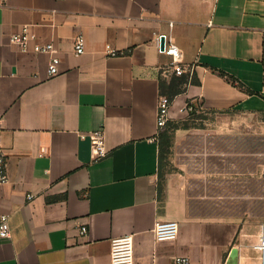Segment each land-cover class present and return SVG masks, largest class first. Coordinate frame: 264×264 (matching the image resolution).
<instances>
[{
    "label": "crops",
    "instance_id": "0c3cea01",
    "mask_svg": "<svg viewBox=\"0 0 264 264\" xmlns=\"http://www.w3.org/2000/svg\"><path fill=\"white\" fill-rule=\"evenodd\" d=\"M24 27L34 37L26 50L13 44ZM80 35L85 53L77 57ZM162 36L193 69L170 121H185L180 109L190 101L229 119L264 115V0H0L1 142L10 179L0 187V215L11 229L0 239V264H110L111 242L126 236L135 264H173L178 256L264 264V212L234 214L205 194L202 175L172 170V153L161 158L158 104L161 84L173 77ZM48 43L61 60L55 77L51 55L34 51ZM97 130L108 155L94 161L89 134ZM190 130H175L172 145ZM169 221L179 225L177 239L157 242L156 224Z\"/></svg>",
    "mask_w": 264,
    "mask_h": 264
},
{
    "label": "rangeland",
    "instance_id": "374dc122",
    "mask_svg": "<svg viewBox=\"0 0 264 264\" xmlns=\"http://www.w3.org/2000/svg\"><path fill=\"white\" fill-rule=\"evenodd\" d=\"M185 124L191 130L188 138H178L171 145V169L202 175L205 194L226 202L234 214L264 212V115L229 119L199 112ZM200 154L212 157L199 162Z\"/></svg>",
    "mask_w": 264,
    "mask_h": 264
},
{
    "label": "built area",
    "instance_id": "2783aa9c",
    "mask_svg": "<svg viewBox=\"0 0 264 264\" xmlns=\"http://www.w3.org/2000/svg\"><path fill=\"white\" fill-rule=\"evenodd\" d=\"M34 37L28 36V28L24 27L23 33L18 37L13 39V44L21 47L22 50H26L28 47L29 40H32ZM165 37V48L160 52L162 54L168 55L171 57L172 61L170 64V72L175 77H181L184 75L192 76V68L187 66L183 62V54L181 50L171 43L166 42ZM85 38L80 35L74 41V54L79 57L85 53ZM34 51L39 54H49L51 55V60L48 67V74L50 77H55L60 73V63L61 60L58 57V51L55 49L52 43L46 45L36 44L34 46ZM108 54L110 56H116V51L111 50L108 47ZM172 102L166 96H161L158 104V115H157V124L158 128L161 131L165 129L169 118V111L171 108ZM202 112L201 109L196 107L194 102H188L180 109V114L185 115L186 120L192 119L197 113ZM2 118L0 116V187L9 184L10 179L7 171V154L5 149L2 146L1 142V132H2ZM83 138L86 137V134L82 135ZM91 140V148L94 161H99L107 157L108 151L105 144V138L102 130L93 131L89 134ZM33 195H28L27 199L29 201L33 200ZM88 232L86 227H81L80 234L82 236L86 235ZM179 234V225L175 221L169 222H159L154 228V236L157 242L164 241H174L177 239ZM11 237V229L9 225V216L0 215V239H9ZM260 250H264V241L259 246ZM110 264H135L134 258V240L132 236H126L123 238L114 239L111 242V260ZM173 264H191V261L186 256H178L173 258Z\"/></svg>",
    "mask_w": 264,
    "mask_h": 264
},
{
    "label": "trees",
    "instance_id": "16d2710c",
    "mask_svg": "<svg viewBox=\"0 0 264 264\" xmlns=\"http://www.w3.org/2000/svg\"><path fill=\"white\" fill-rule=\"evenodd\" d=\"M221 76L225 77L232 85L239 87L240 89H245L248 93L253 94L251 91L247 90L245 86L235 77L220 71L219 72ZM190 83L188 76L184 75L181 77H175L173 76L170 82L166 87H164L161 84V92L162 95L168 97L170 101L172 102L173 99L179 95L182 94L187 85ZM195 117V116H194ZM194 117H191L194 119ZM190 119V120H192ZM189 120V119H188ZM182 121L179 123L169 121L167 126L165 127L164 131L160 132L159 134V140H160V151H161V158L166 159L170 154V149L172 145V138L173 133L175 130L181 128V129H189L190 127L186 125L185 123L188 121ZM182 123V124H180Z\"/></svg>",
    "mask_w": 264,
    "mask_h": 264
},
{
    "label": "water",
    "instance_id": "95a60500",
    "mask_svg": "<svg viewBox=\"0 0 264 264\" xmlns=\"http://www.w3.org/2000/svg\"><path fill=\"white\" fill-rule=\"evenodd\" d=\"M160 48L163 51L165 48V36L161 37V41H160Z\"/></svg>",
    "mask_w": 264,
    "mask_h": 264
}]
</instances>
